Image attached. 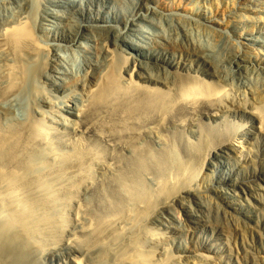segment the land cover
Wrapping results in <instances>:
<instances>
[{"label": "bare ground", "instance_id": "obj_1", "mask_svg": "<svg viewBox=\"0 0 264 264\" xmlns=\"http://www.w3.org/2000/svg\"><path fill=\"white\" fill-rule=\"evenodd\" d=\"M11 2L18 8L11 9ZM119 2L122 0H0V264H39L44 259L58 264L162 261L157 250L160 242L145 219L152 214L153 221L163 225L157 215L165 210L174 222L177 215L169 205L178 194L173 189L179 183L165 180L159 189L152 187L143 172L153 168L137 157L131 170L114 179L123 198L115 202L116 190L110 187L103 195L105 204L95 208L93 203L73 201L64 165L89 152L85 121L108 104L126 100L131 89L138 91V99L119 106L121 114H128L135 123L151 115L164 119L181 102L191 106L212 102L229 89L226 81L222 90H214L207 80L202 86L190 77H173L170 68L177 69L179 62L169 53L174 57L181 45L167 43L158 52L161 46L147 37L152 27H145L149 15L141 12L122 17L117 11ZM169 16H165L167 26L181 35L182 23ZM249 40L261 42L264 35H252ZM60 48L82 57L61 58ZM186 51L208 63L214 76L222 80L226 70L212 63L209 52ZM250 59L238 51L230 60L231 68L242 73L249 68ZM208 69L206 74H213ZM38 84H45L47 95L39 97ZM2 116L10 119L8 124H2ZM162 127L158 124L145 133L160 132ZM47 128L51 129L49 137L43 134ZM64 128L79 134L74 149L56 146L64 137ZM33 152L41 154L40 161L33 159ZM235 152L232 146L222 150L228 158L236 157ZM223 154L219 159L225 158ZM164 163L162 158L157 160L160 167ZM239 189L241 185L232 176L222 175L218 193L234 209L244 203L227 200L232 194L241 196ZM227 190L232 193H225ZM242 190L244 197L252 195V189ZM188 195L178 202L188 214L187 231L196 234L213 228L207 205L187 203L193 196L199 198L195 192ZM69 202H73L72 208L67 207ZM128 204L134 205L133 214L127 215ZM217 240L210 238L197 247L213 253ZM198 259H204L203 255L198 254ZM247 264H264V256Z\"/></svg>", "mask_w": 264, "mask_h": 264}, {"label": "rangeland", "instance_id": "obj_2", "mask_svg": "<svg viewBox=\"0 0 264 264\" xmlns=\"http://www.w3.org/2000/svg\"><path fill=\"white\" fill-rule=\"evenodd\" d=\"M9 7L18 8V4L11 2ZM117 11L122 17L141 12L149 15L145 27L150 24L152 27L147 37L161 46L158 52H163L167 43L181 45V51L174 52V57L172 52L169 53L172 60L179 62L177 69L170 68L173 77H190L202 86L207 80L214 90H222L226 81L229 91L212 102L204 101L199 105L181 102L166 118L151 115L139 123L129 119L128 114H121L120 109L133 104L139 97L138 91L131 89L126 100L108 104L95 117H90L91 120L85 121L84 129L90 142L88 154L64 165L63 171L71 179L73 201H81L84 205L93 203L99 208L110 187L116 190L115 202L123 198L114 179L131 170L136 158L141 157L153 168L143 172L152 187L159 189L165 180L179 183L173 189L178 194L172 197L173 203L169 205L177 215L174 222L165 210L157 215V220L162 218L163 225L155 223L152 214L145 219L160 242V248H157L162 258L160 264H247L248 260L253 262L264 256V41L249 40L252 35H264V0H122ZM151 12L157 14L153 16ZM166 14L182 23V26L178 23L181 35L167 26ZM220 33L225 36L220 37ZM88 44L94 46V43ZM191 48L212 55V63L226 70L222 80L214 76L208 63L187 54L186 50ZM238 51L251 57L249 68L242 73L233 71L230 63ZM59 53L61 58L82 57L65 48H60ZM123 60L129 62L126 58ZM206 69L213 74H206ZM36 89L39 97L47 95L45 84H38ZM9 121L8 117H1L3 125ZM158 124L163 126L160 132L145 133ZM61 132L64 137L56 146L62 144L65 150L74 149L79 134L72 128H64ZM50 133L49 128L43 131L48 137ZM231 146L238 155L228 158L222 150ZM219 154L225 158L219 159ZM32 157L40 161L41 154L33 152ZM159 158L165 161L162 167L157 165ZM223 174L232 176L233 181L241 185L238 191L241 196L232 194L227 200L243 202L240 209L232 208L218 193ZM242 189H252V195L244 197ZM190 192H195L199 198L193 196L194 200L186 202L194 205L204 202L213 228L196 234L187 231L188 214L178 202ZM72 204L69 202L67 207L72 208ZM126 210L127 215L133 214L134 205L128 204ZM197 214L199 218L203 217V214ZM221 232L224 234L220 235ZM213 237L218 238L219 243L215 252L198 249L199 242ZM171 239L173 241L166 244ZM187 250L189 252L184 253ZM185 254L191 258H183ZM198 254L204 259H198ZM39 264L58 262L44 259Z\"/></svg>", "mask_w": 264, "mask_h": 264}]
</instances>
